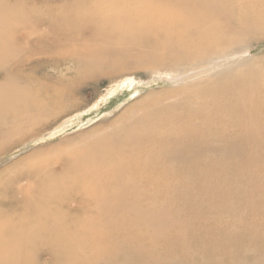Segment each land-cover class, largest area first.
<instances>
[{"label": "bare ground", "instance_id": "bare-ground-1", "mask_svg": "<svg viewBox=\"0 0 264 264\" xmlns=\"http://www.w3.org/2000/svg\"><path fill=\"white\" fill-rule=\"evenodd\" d=\"M252 1L0 0V147L59 112L60 91L48 79L63 83L67 62L51 57L56 50L99 46L86 63L70 62L69 73L100 71L109 53L166 67L228 65L194 88L167 92L168 103L150 106L151 121L96 137L81 165L52 174L34 161L0 178V264H178L192 246L221 264H264V91L221 88L235 77L231 55L261 23ZM40 46L47 59L20 58ZM229 195L248 206L231 225L213 220L237 211L215 202ZM178 203L205 209L207 228L196 233L181 221L177 231H160ZM226 226L237 227L235 248L219 237ZM162 240L171 250L158 247Z\"/></svg>", "mask_w": 264, "mask_h": 264}, {"label": "rangeland", "instance_id": "rangeland-1", "mask_svg": "<svg viewBox=\"0 0 264 264\" xmlns=\"http://www.w3.org/2000/svg\"><path fill=\"white\" fill-rule=\"evenodd\" d=\"M249 8L250 11L259 13L261 23L239 45L244 48H240L234 55H231V60L237 65L234 71L235 77L231 83L226 82L222 84L221 88L223 89L231 87L235 91H243L246 88H253L258 91H264V80H259L260 77H264V18H262V16L264 17V0H253ZM42 50L43 47L40 46L37 50L23 53L20 58L23 60H29L30 57L38 59L46 58L43 56L44 52ZM98 50L99 46L89 47L86 45V42H83L56 50L52 53V58L67 62L66 65H62L60 68L65 69L64 72L66 73L63 83L58 85L53 83L56 81L48 79V83L50 82L49 84L54 86L53 88L60 91L58 96L61 101L60 110L45 126L34 129L21 141L13 139L0 147V151L2 150L0 152V178L14 176L18 171L28 167L29 163L34 161L42 163L45 173L47 170L49 171L48 173L52 174H59L62 171L81 165L82 162L88 161L85 155L93 150L92 142H95L96 139L98 140L100 135H106L110 131L115 130L116 127L114 126L119 128L122 126L121 123L127 127L130 125L135 126L133 124L144 123V121L145 123L151 121L149 120L151 117L147 118L150 106L153 107L154 111L156 105L162 103V101L163 103H168V99H165L167 92H173L175 91L174 89L177 92L181 91L178 88L182 90L190 87L194 88V85L197 83L212 79L210 77L211 74L220 71V68L224 70L228 66L223 61L204 66L186 64L166 67L160 65L155 60L143 58L138 54H135L136 56L123 57L120 55L114 56V53H109L110 57L105 54L107 63L105 66L99 67L100 71L90 69L92 71L88 70L77 73L71 70L72 73H69L66 70L70 68V62L80 58L86 63L93 57V52H97ZM51 69L48 68V70ZM251 73H255L254 77H250ZM39 76L42 75L39 74ZM118 84L117 90L106 100H99L102 94L105 95L108 89ZM170 99L169 101H171ZM94 104L97 106L93 107ZM81 111L83 115L80 119L75 121L71 126L69 125L64 128L62 132L54 134V130L66 118ZM153 121L155 122L156 120L153 119ZM243 155V163L246 165L247 158L245 153ZM217 159L222 161V158L218 157ZM223 187H228V185L224 184ZM215 202L217 204H228L230 208L237 209V211L225 210L224 215L221 214V217L217 216L213 219H220L221 222L226 220L225 222L228 225H231L228 221L233 220L238 213L246 216L248 211V206L241 202L237 196L229 195L228 198L223 196L222 199L221 197H216ZM232 203L233 205H231ZM196 206L198 208H193V206L191 207V205L186 203L174 205L173 214L170 213L169 216L168 214L164 215L161 219L162 221L160 220V223L157 224V228L160 229L166 223L167 226L165 224L160 231L163 233L167 230L177 231L181 227V224L178 223L182 221V226L187 227L190 225L196 233H201L207 228L206 224L210 223V220L205 209L199 211V206ZM161 207L166 206L163 204ZM189 211L192 212L188 214ZM225 214L228 215L225 216ZM173 219L178 221H175L177 225H175L176 223ZM161 223L163 225L160 226L159 224ZM168 227H171V229H166ZM232 228V226H226L219 236L226 240L224 243L227 248H229L228 246L235 248L237 245V227L234 226L235 229ZM227 229L231 230L228 231ZM187 236H185L186 239L189 237ZM164 243H166L165 240H162L159 242L158 247L171 250ZM191 249V258H186L189 261L184 262V260L181 261L174 258L178 261V264H187L186 262H189L188 264H221V257H215L210 252L196 250L194 246ZM252 261V258H249L245 261V264H250ZM127 264L136 263L130 262Z\"/></svg>", "mask_w": 264, "mask_h": 264}]
</instances>
